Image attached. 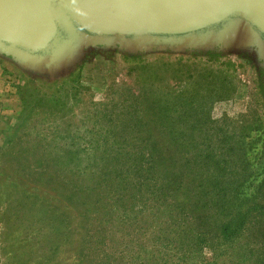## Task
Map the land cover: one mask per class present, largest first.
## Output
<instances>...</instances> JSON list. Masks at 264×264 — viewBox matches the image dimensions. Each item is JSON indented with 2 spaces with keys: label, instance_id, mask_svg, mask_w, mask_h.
<instances>
[{
  "label": "rangeland",
  "instance_id": "rangeland-1",
  "mask_svg": "<svg viewBox=\"0 0 264 264\" xmlns=\"http://www.w3.org/2000/svg\"><path fill=\"white\" fill-rule=\"evenodd\" d=\"M256 43L239 38L208 47L127 48L83 42L55 68L34 67L0 50V174L18 183L28 168L45 160L51 173L45 180L58 179V167L66 179L92 188L88 160L101 155L96 152L101 143L117 140L104 134L119 130L127 134L124 145L134 139L160 141L179 145V152L181 146H196L198 155L207 145L225 141L236 150L252 145L260 152L264 52ZM57 159L58 166L53 164ZM250 161L264 162V152ZM45 180L43 186L31 187L50 193L51 183L45 185ZM8 185L0 180V264H264V228L259 226L220 255L209 248L200 254L174 249L176 245L161 240L172 234L160 222H146L144 229L123 226L109 255L101 251L105 242L90 240L86 246L91 254L83 257L80 235L55 254L67 238V224L59 216L63 209L48 212L33 199L27 204ZM63 192L59 201L76 212ZM77 231L82 233L81 225Z\"/></svg>",
  "mask_w": 264,
  "mask_h": 264
},
{
  "label": "trees",
  "instance_id": "trees-1",
  "mask_svg": "<svg viewBox=\"0 0 264 264\" xmlns=\"http://www.w3.org/2000/svg\"><path fill=\"white\" fill-rule=\"evenodd\" d=\"M125 135V130L103 135V138L115 136L117 140L101 143L96 147L101 155L88 160L93 173L87 183L93 181L92 188L84 189L78 182L66 179L59 174L58 167V179L45 180V176L51 175L46 172L49 162L45 160L37 162L33 169L28 168L18 183L11 184L9 176L0 174V180L5 178L7 187L17 190L27 204L33 199L48 207V212L63 209L59 216L67 224L68 230L63 234L67 238L57 246L55 254L65 250L63 245L72 246L79 235L83 240L80 244L83 257L85 253L91 254L92 250L86 246L90 240L105 242L101 251L108 254L123 226L141 228L160 222L158 225L172 234V238L164 236L161 240L176 245L174 249L200 254L209 248L214 255H220L250 228H264V172H261L264 162L250 161L251 156L264 152V143L259 152L252 145H240L236 150L223 141L218 147L207 145L203 154L196 155V146H181L179 152V145L160 141L134 139L124 145ZM53 164L60 163L57 159ZM256 165L260 172L253 174ZM43 180L45 185L51 183V194L31 187L33 183L43 186ZM65 188L67 195L63 192ZM60 192L75 203L76 212L73 208L71 213L67 211V205L59 201ZM79 225L83 231L78 234Z\"/></svg>",
  "mask_w": 264,
  "mask_h": 264
},
{
  "label": "water",
  "instance_id": "water-1",
  "mask_svg": "<svg viewBox=\"0 0 264 264\" xmlns=\"http://www.w3.org/2000/svg\"><path fill=\"white\" fill-rule=\"evenodd\" d=\"M239 38L264 52V0H0V50L39 68L58 67L83 42L208 47Z\"/></svg>",
  "mask_w": 264,
  "mask_h": 264
},
{
  "label": "flooded vegetation",
  "instance_id": "flooded-vegetation-1",
  "mask_svg": "<svg viewBox=\"0 0 264 264\" xmlns=\"http://www.w3.org/2000/svg\"><path fill=\"white\" fill-rule=\"evenodd\" d=\"M217 28V27H216Z\"/></svg>",
  "mask_w": 264,
  "mask_h": 264
}]
</instances>
